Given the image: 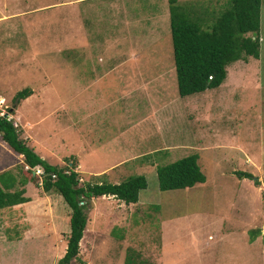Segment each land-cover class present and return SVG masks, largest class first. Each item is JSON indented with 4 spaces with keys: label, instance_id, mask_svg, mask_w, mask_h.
<instances>
[{
    "label": "rangeland",
    "instance_id": "obj_1",
    "mask_svg": "<svg viewBox=\"0 0 264 264\" xmlns=\"http://www.w3.org/2000/svg\"><path fill=\"white\" fill-rule=\"evenodd\" d=\"M229 2L175 0V5L204 29ZM70 3L71 0H0V116L16 115L12 97L17 91L29 87L34 94L30 100L33 104L42 93L38 90L41 83L48 81L56 88L45 90L47 106L56 102L69 104L68 98L93 83L103 66L116 63L106 49L112 52L113 44L103 47L97 43L99 33L91 24L101 1H84L72 9ZM103 4L107 17L117 8L144 27V19L153 17L160 37L140 38V43H134L144 50L141 62L152 55L158 66L142 67L141 87L134 88L131 95L139 101L134 103L131 115L117 112L116 107L122 110L126 102L122 99L109 104L106 117L98 112L102 102L93 103L89 97L72 106L77 107L78 119L93 111L95 114L89 117L92 121L102 117L107 126L106 138L95 154L102 161L97 163L91 157L86 160L98 167L109 162V170L94 176L97 172H88L83 166L80 172L76 157L65 158L59 166L67 168L66 162L73 161L79 184H117L127 177L142 175L146 188L139 191L137 202L132 204L110 196L90 200L78 256L69 264H123L125 257L134 255L137 263L144 264H264V0L259 6L258 58L246 57L228 64L219 87L185 97H180L176 89L168 0H105ZM74 11L78 16L71 15ZM88 27L95 29L87 31ZM85 38L87 44L79 45L81 52L72 50L84 43L79 39ZM72 67L81 72L71 73ZM117 77L107 76L103 83L90 87L91 93L119 95L122 85H117ZM138 80L136 76L133 83ZM64 112H60L61 120L69 118L77 123L75 116L64 117ZM136 121L139 123L135 131H128ZM68 127L65 132L71 131ZM81 127L79 134H87L85 126ZM63 131L61 128L60 133ZM65 143L62 149L76 151L73 136H68ZM191 153L198 155L204 182L188 189L159 191L156 166ZM107 154L110 155L105 161ZM12 160L0 144V172L15 164ZM236 171L251 174L257 184L238 179ZM9 174L14 173H0V181H11ZM56 214L60 215L59 238L48 236L42 242L38 236H28L29 240L20 243L7 242L22 236L21 227L13 223L16 218L8 214L3 220L4 225L9 224L6 230L0 222V264H58L66 244L64 232H69V209L59 208ZM255 230L259 232L249 240V233Z\"/></svg>",
    "mask_w": 264,
    "mask_h": 264
},
{
    "label": "trees",
    "instance_id": "obj_2",
    "mask_svg": "<svg viewBox=\"0 0 264 264\" xmlns=\"http://www.w3.org/2000/svg\"><path fill=\"white\" fill-rule=\"evenodd\" d=\"M260 0H230L227 8L204 29L183 13L175 0H168V24L172 45V58L177 94L180 97L201 93L219 87L225 79V67L246 57L258 58ZM30 88L17 91L12 97L13 107L31 95ZM0 138L16 154L23 157V163L32 169L38 166L42 174L40 186L43 192L50 190L61 196L69 209V232L63 255L58 264H69L78 256L82 232L85 229L86 210L90 200L110 196L123 204L136 203L139 191L146 188L142 175L127 177L117 184L107 181L79 184L74 163L67 168L48 164L38 157L19 138L18 130L11 120L0 116ZM198 155L191 153L170 163L156 166L155 174L159 191L188 189L204 182V176L197 164ZM238 179L257 180L251 174L234 172ZM52 176H54L52 178ZM22 191L8 193L0 188V209L25 201ZM259 230L251 231L249 240ZM264 241V236H263ZM127 256L123 264H144Z\"/></svg>",
    "mask_w": 264,
    "mask_h": 264
},
{
    "label": "crops",
    "instance_id": "obj_3",
    "mask_svg": "<svg viewBox=\"0 0 264 264\" xmlns=\"http://www.w3.org/2000/svg\"><path fill=\"white\" fill-rule=\"evenodd\" d=\"M84 1L88 2V0H71L69 7L72 9L75 5L78 3H83ZM90 1L95 2L97 0ZM100 1L101 7L97 11L95 21H93L91 24L93 27H96L99 33L96 40L97 43L102 44L103 47H105L104 45L107 44H113L111 47L112 52L108 50L109 47L106 49L110 55L113 54V56L117 59L116 63L108 67L103 66L105 69L101 68V75L96 77V79L93 80V83H91L89 86L78 89V91L75 93V96L71 95L68 98L69 104L68 102H63L62 104L59 103L57 105L58 102H56V105L48 107L45 90L55 89L56 85L53 83L51 84L49 81L43 82L41 83L43 85L38 88V90L42 91V93L35 98L36 102L31 104L30 100L34 95L31 93V95H29L27 98L22 99L18 104H16L17 106L15 105L16 115L9 114V116L6 117L9 120L12 119L11 121L13 126L18 130L19 138L22 139L25 145L31 148L33 152L42 160L46 161L50 165L64 168L59 165L64 163L63 160L65 158L73 159L76 157L75 159L79 161L78 167H80V172L81 169H83V166H86L87 170H89L88 172H97V175L94 176H99L101 173L108 171L111 164L107 162L105 165L98 167V165L95 166L91 161L86 160L89 157L96 159V155L101 150V146L104 144L103 138H106L105 131L107 126H104L101 115H104V117L107 116L106 109L115 99H122L123 101L126 100V102L122 104V110H120L119 106L116 107L118 110L117 112H119V114L121 113V116L127 113L131 115L135 111L134 103L139 101L137 96L131 98V95L136 91L134 88L141 87L140 83L143 81L141 71L142 67L158 66L155 57L152 55H148L145 57L146 60L141 62L144 50H139L134 42L140 43V38L146 40L150 37H160V33L158 32L160 28L157 27V23L152 21L153 17L151 15H149L148 19H144L146 27L135 22L133 23L128 19L124 12L117 8H115L116 10L113 15L107 17L104 13L106 7L103 2L105 0ZM75 12L78 11L71 12V15L78 16ZM156 20H158V17ZM109 26L113 27L111 31L108 30ZM91 29L95 28L88 27L86 30L89 31ZM82 40H84V43L81 42ZM86 40V38L79 39L81 43L72 48V50L80 51L79 45L87 44ZM78 71L81 72L80 69L76 67L71 68V73L75 72V74H77ZM112 74L118 75L116 78V83L119 87L122 85L119 95H114L115 92L110 94L106 91H102L101 93H91L90 87L102 82L104 78ZM136 76L139 77V83H133ZM74 81H76V77ZM110 82L111 81H109V83ZM110 85L113 87L112 82ZM79 92H82L83 95H81ZM84 97H89V100L93 103H97V101L102 102L100 106L101 108L98 109V112L101 114L100 120L95 119L92 121L89 118L95 114V111L89 113L88 116L84 115L78 119L77 107L73 108L72 106ZM151 102L152 93L150 96V104ZM64 110V117H68L69 115L75 116L77 123L74 124L72 121L68 120L69 118L61 120L60 118L62 117L60 116V112ZM137 123H139V121H136L135 124H133L131 128L128 129V131H135V127L138 125ZM82 125L85 126L84 129L87 132L85 135L79 134L78 132L79 130L83 129V127H81ZM67 126H69L68 128H71V131L68 129L69 131L65 132L67 130ZM61 128L64 130L63 134L60 133ZM139 132L141 136L142 132ZM124 134L125 133L119 135L123 136ZM68 136H73L74 139V147H76V151L73 153L70 152V148L68 147L62 149L66 144L65 140L67 141ZM113 143L117 145L116 137L113 138ZM0 144L3 148V152H6L7 155H10L13 158L12 162H15V164L13 163L9 165L4 170L5 172L14 173L9 174L11 181H0V188L2 191L8 193H14L21 190V197L25 199V201L21 203L0 209V222L2 223V227H4L5 230L7 227H9V224L8 226L4 225L5 222L3 220L7 219L8 214L13 215V219L16 218V220L13 222L14 225L16 223V225L21 227L19 231L22 236L17 241L13 240L17 239L18 237H13L7 242L20 243L23 240H29L28 236H38L39 240H42V242H46L48 236H57V238H59L58 235H60V232L58 221L60 215L56 213L58 212L59 208L67 207L64 202H62L61 196L52 190L43 192L40 186V177L34 172L35 169L39 167L36 166L32 169H29L28 166L23 163V157L14 153L1 140V138ZM79 154H82V157H79ZM109 155L110 154H107L105 161L108 160ZM96 161L99 163L102 160L97 158ZM71 162L73 161L68 160L66 162V166H70ZM4 171H1L0 173L3 175L5 173ZM68 218L69 216L67 217V223ZM64 234L67 236L68 233L65 231ZM57 240L58 242L61 241L60 239ZM63 248H65V245ZM61 252L63 253L64 249Z\"/></svg>",
    "mask_w": 264,
    "mask_h": 264
},
{
    "label": "built area",
    "instance_id": "obj_4",
    "mask_svg": "<svg viewBox=\"0 0 264 264\" xmlns=\"http://www.w3.org/2000/svg\"><path fill=\"white\" fill-rule=\"evenodd\" d=\"M35 173H36V175H39V177L41 176V174H42V171H41V169L40 168H37V169H35V171H34ZM54 176H52V178H53Z\"/></svg>",
    "mask_w": 264,
    "mask_h": 264
},
{
    "label": "water",
    "instance_id": "obj_5",
    "mask_svg": "<svg viewBox=\"0 0 264 264\" xmlns=\"http://www.w3.org/2000/svg\"><path fill=\"white\" fill-rule=\"evenodd\" d=\"M7 114H3L2 117L6 118Z\"/></svg>",
    "mask_w": 264,
    "mask_h": 264
},
{
    "label": "bare ground",
    "instance_id": "obj_6",
    "mask_svg": "<svg viewBox=\"0 0 264 264\" xmlns=\"http://www.w3.org/2000/svg\"><path fill=\"white\" fill-rule=\"evenodd\" d=\"M103 197V196H102Z\"/></svg>",
    "mask_w": 264,
    "mask_h": 264
}]
</instances>
